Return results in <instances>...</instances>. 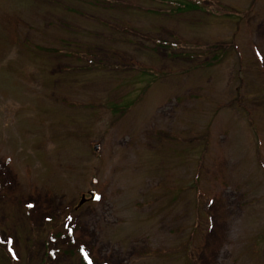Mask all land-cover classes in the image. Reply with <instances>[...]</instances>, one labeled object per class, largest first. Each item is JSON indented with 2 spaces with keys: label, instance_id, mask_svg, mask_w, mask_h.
<instances>
[{
  "label": "rangeland",
  "instance_id": "1",
  "mask_svg": "<svg viewBox=\"0 0 264 264\" xmlns=\"http://www.w3.org/2000/svg\"><path fill=\"white\" fill-rule=\"evenodd\" d=\"M82 250L264 264V0H0V264Z\"/></svg>",
  "mask_w": 264,
  "mask_h": 264
},
{
  "label": "trees",
  "instance_id": "2",
  "mask_svg": "<svg viewBox=\"0 0 264 264\" xmlns=\"http://www.w3.org/2000/svg\"><path fill=\"white\" fill-rule=\"evenodd\" d=\"M179 7H180V3H179ZM158 44H160V45H162V46H164V45H166V46H169V44L168 43H164V42H158ZM175 46V44L172 46V47H174ZM204 54H209L208 52H205ZM206 66H208V63L207 64H205ZM143 73H145V74H148L149 76H150V74H149V72L146 70V71H142ZM152 73V72H151ZM81 264H91V262H90V260L88 259V257L86 256V254H85V252L82 250L81 251Z\"/></svg>",
  "mask_w": 264,
  "mask_h": 264
},
{
  "label": "water",
  "instance_id": "3",
  "mask_svg": "<svg viewBox=\"0 0 264 264\" xmlns=\"http://www.w3.org/2000/svg\"><path fill=\"white\" fill-rule=\"evenodd\" d=\"M96 150H98V148H95ZM85 198L82 199V201L80 202V205H82L85 202Z\"/></svg>",
  "mask_w": 264,
  "mask_h": 264
}]
</instances>
